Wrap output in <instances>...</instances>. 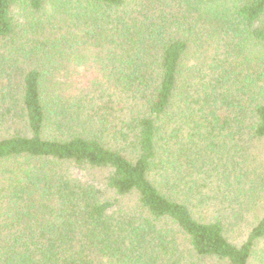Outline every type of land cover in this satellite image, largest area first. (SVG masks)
I'll return each mask as SVG.
<instances>
[{
    "label": "trees",
    "instance_id": "obj_1",
    "mask_svg": "<svg viewBox=\"0 0 264 264\" xmlns=\"http://www.w3.org/2000/svg\"><path fill=\"white\" fill-rule=\"evenodd\" d=\"M263 196L264 0H0V264H264Z\"/></svg>",
    "mask_w": 264,
    "mask_h": 264
},
{
    "label": "rangeland",
    "instance_id": "obj_2",
    "mask_svg": "<svg viewBox=\"0 0 264 264\" xmlns=\"http://www.w3.org/2000/svg\"><path fill=\"white\" fill-rule=\"evenodd\" d=\"M72 173L74 174V176H76L77 178L83 180V181H101V172H95V171H92V170H79V169H72ZM262 207H264V196H263V200H262V204H259V206L254 210L252 211V213H250V217L253 216L254 214L255 215H261V212H262ZM249 214V213H248ZM237 236L235 235V239L233 240V242H237ZM238 243V242H237Z\"/></svg>",
    "mask_w": 264,
    "mask_h": 264
}]
</instances>
